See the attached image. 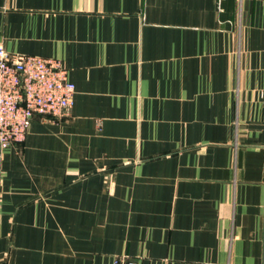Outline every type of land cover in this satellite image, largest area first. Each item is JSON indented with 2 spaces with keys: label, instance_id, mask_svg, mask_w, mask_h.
Segmentation results:
<instances>
[{
  "label": "crops",
  "instance_id": "obj_1",
  "mask_svg": "<svg viewBox=\"0 0 264 264\" xmlns=\"http://www.w3.org/2000/svg\"><path fill=\"white\" fill-rule=\"evenodd\" d=\"M71 116L0 151V264H264V0H0Z\"/></svg>",
  "mask_w": 264,
  "mask_h": 264
},
{
  "label": "built area",
  "instance_id": "obj_2",
  "mask_svg": "<svg viewBox=\"0 0 264 264\" xmlns=\"http://www.w3.org/2000/svg\"><path fill=\"white\" fill-rule=\"evenodd\" d=\"M76 93L68 70L55 57L9 52L0 45V151L26 139L32 120L71 116ZM113 264H142L127 256Z\"/></svg>",
  "mask_w": 264,
  "mask_h": 264
}]
</instances>
